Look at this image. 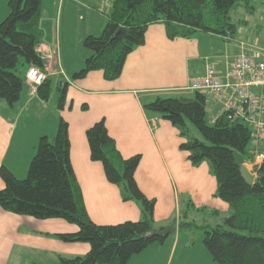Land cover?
<instances>
[{"label":"crops","instance_id":"0c3cea01","mask_svg":"<svg viewBox=\"0 0 264 264\" xmlns=\"http://www.w3.org/2000/svg\"><path fill=\"white\" fill-rule=\"evenodd\" d=\"M115 1L41 0L39 25L43 37L38 51L44 61L43 72L52 82L49 99L52 108H47L49 101H42L37 95L30 97L27 85L13 107L0 99V167L5 166L17 179H24L39 139L54 138L60 117L68 126L70 162L90 220L97 225L137 222L142 216L139 205L123 202L119 189L107 182L102 165L90 160L85 132L103 119L121 156L129 158L138 154L141 157L134 176L141 192L155 200V228H176L173 238L169 236L163 244L149 246L127 264H160L164 246L165 257L173 258L176 251L179 238L175 221L179 223L183 216L188 220L198 210L206 211L213 224L219 225L230 209L216 197L217 182L209 165L206 162L192 165L188 153L179 148L184 139L177 128L159 115L146 112L143 106L157 98L191 97L190 81L204 73L206 60L223 70L242 48H258L233 43L235 37L228 39L204 33L225 42L224 51L213 60L208 58L211 46L202 45L205 43L201 41L202 32L190 39L170 41L164 26L157 23L147 28L144 44L127 56L117 80L105 81L100 71L91 72L81 80H71V75L83 66L88 56L82 47L83 39L101 33ZM7 3L8 0H0V23L8 15ZM53 34L56 48L50 45ZM230 46L236 51L230 52ZM62 81L67 82L66 104H71V108L66 106L59 111L57 88ZM3 187L0 179V189ZM76 231L75 225L59 219L37 220L0 208V264H57L60 256H84L89 251L88 244L63 243L51 237ZM194 249L195 246L190 250ZM188 260L190 264L204 261L211 264L203 247Z\"/></svg>","mask_w":264,"mask_h":264},{"label":"trees","instance_id":"16d2710c","mask_svg":"<svg viewBox=\"0 0 264 264\" xmlns=\"http://www.w3.org/2000/svg\"><path fill=\"white\" fill-rule=\"evenodd\" d=\"M249 3L250 0H116L101 33L83 39L82 47L88 56L71 80H81L95 71L102 72L105 81L117 80L127 56L144 44L147 28L153 24H162L170 41L190 39L197 32L233 39L237 27L230 21L229 12L239 5L249 9ZM7 8L8 15L0 23V99L13 107L25 86L26 71L30 67L44 71L38 51L43 37L39 25L41 0H8ZM52 90V82L45 77L33 96L49 101ZM66 103L67 82L62 81L57 88V110L65 109ZM67 107L70 109L71 104ZM143 109L177 128L184 139L179 148L188 153L192 165H209L217 182L216 197L230 209L222 223L213 227H198L183 216L178 231L201 229L202 244L217 264H264V161L256 168L253 185L248 186L233 158L234 151L245 160L249 158L248 126L230 122L225 116L210 124L204 97L197 92L191 97L157 98ZM189 125L203 140L189 134ZM67 129V123L59 117L54 138L39 139L24 179L0 167L4 184L0 208L18 216L59 219L75 225L76 232L51 237L63 243H86L89 251L84 256H60L57 264H127L149 246L163 244L169 236L150 235L155 228V200L148 199L135 181L141 157L137 154L123 158L103 119L85 132L90 160L102 165L107 182L119 189L121 200L138 204L142 216L137 222L117 225H97L90 220L71 166Z\"/></svg>","mask_w":264,"mask_h":264},{"label":"built area","instance_id":"2783aa9c","mask_svg":"<svg viewBox=\"0 0 264 264\" xmlns=\"http://www.w3.org/2000/svg\"><path fill=\"white\" fill-rule=\"evenodd\" d=\"M45 75L30 67L25 82L29 96L36 93ZM188 90L204 97L205 113L210 124L220 117L241 122L250 129L249 158L243 166L254 179L256 168L264 161V50L244 49L223 70L208 60L204 73L190 81Z\"/></svg>","mask_w":264,"mask_h":264},{"label":"rangeland","instance_id":"374dc122","mask_svg":"<svg viewBox=\"0 0 264 264\" xmlns=\"http://www.w3.org/2000/svg\"><path fill=\"white\" fill-rule=\"evenodd\" d=\"M250 8L246 9L243 5L237 6V8L231 9L229 12V17L230 21L236 25L237 27V33L235 35V40L232 42L235 43H245L246 45H252V48L254 49H263V44L261 42V39L264 36V0H250ZM2 8V7H1ZM201 41L205 40V43L202 45H209L211 46L209 54V59L216 60L217 55H221V53L224 51L225 42L221 41V39H212L207 37L206 34L202 33L201 34ZM214 38H217L216 36H213ZM256 37V38H255ZM56 41V45H57ZM55 44V35L53 34L52 37V43L50 44L51 47H54ZM227 44V43H226ZM236 45V44H235ZM228 46V44H227ZM230 49L235 52V49H232L230 46ZM51 55L54 57L55 53L53 52V49H49ZM56 52V51H55ZM44 55H46L45 52H43ZM56 61V60H55ZM53 65L55 67L57 66L54 64L53 60ZM20 68V65L17 66V69L15 73H18V69ZM57 68V67H56ZM25 76V74H24ZM23 77V74H22ZM26 86V83H24ZM29 87V86H28ZM51 101L47 104V108L51 109ZM189 134L192 137L198 138L200 140H203L200 134L196 131V129L189 125ZM50 139V138H49ZM188 220L185 219L186 222H190L192 224H196V226H202V225H209V227H213V220L209 215H207L206 211H195L192 214L189 215ZM216 221V220H214ZM176 224L178 225V222L175 221ZM222 223V222H221ZM220 223V224H221ZM198 227H191L190 229H183L179 230L177 232V238H179L178 243H177V248L176 251L173 255V258L169 255H166L164 253L165 246L162 249L161 252V258L159 260L160 264H190L188 257L192 255L193 253H197V249L199 248H204L202 244V239H203V232L201 229ZM173 238V235H170ZM171 243V240L168 241ZM189 244V248H186V245ZM195 246L194 250H190ZM187 249V250H186ZM205 252L206 249L204 248ZM170 253V252H169ZM210 257V256H209ZM210 262L211 264H217L211 260L210 257ZM202 264H210L209 262L204 261Z\"/></svg>","mask_w":264,"mask_h":264},{"label":"water","instance_id":"95a60500","mask_svg":"<svg viewBox=\"0 0 264 264\" xmlns=\"http://www.w3.org/2000/svg\"><path fill=\"white\" fill-rule=\"evenodd\" d=\"M233 158L235 163L240 167L239 168V174L243 181L248 185L251 186L254 183V178L251 174L247 172L245 167L243 166L244 164V158L242 155H240L237 152H233ZM176 232V228L174 226H166L163 228H154L151 232L150 235H159L163 237H168L170 235H173Z\"/></svg>","mask_w":264,"mask_h":264}]
</instances>
